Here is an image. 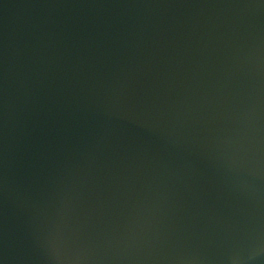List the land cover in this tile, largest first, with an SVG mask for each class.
Here are the masks:
<instances>
[{
    "label": "water",
    "instance_id": "obj_1",
    "mask_svg": "<svg viewBox=\"0 0 264 264\" xmlns=\"http://www.w3.org/2000/svg\"><path fill=\"white\" fill-rule=\"evenodd\" d=\"M0 264H264V0H0Z\"/></svg>",
    "mask_w": 264,
    "mask_h": 264
}]
</instances>
